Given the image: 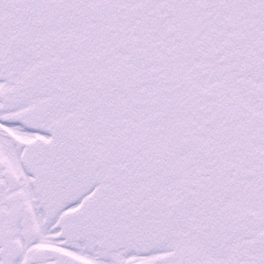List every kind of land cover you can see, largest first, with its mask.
Instances as JSON below:
<instances>
[{
    "label": "snow or ice",
    "instance_id": "1",
    "mask_svg": "<svg viewBox=\"0 0 264 264\" xmlns=\"http://www.w3.org/2000/svg\"><path fill=\"white\" fill-rule=\"evenodd\" d=\"M0 264H264V0H0Z\"/></svg>",
    "mask_w": 264,
    "mask_h": 264
}]
</instances>
